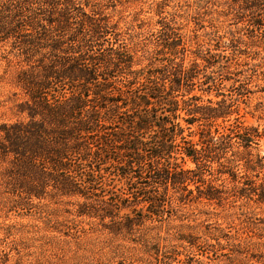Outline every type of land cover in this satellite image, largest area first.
Returning <instances> with one entry per match:
<instances>
[{
  "label": "trees",
  "instance_id": "1",
  "mask_svg": "<svg viewBox=\"0 0 264 264\" xmlns=\"http://www.w3.org/2000/svg\"><path fill=\"white\" fill-rule=\"evenodd\" d=\"M217 2L244 28L241 40L264 32V0ZM110 8L109 0H0V56L17 65L25 95L17 106L24 118L0 125V204L20 210L35 199L75 197L78 216L125 236L164 218L173 197L179 204L219 199L197 183L227 145L244 149L235 160L246 171L263 167L264 156L250 153L257 129L238 119L218 123L235 111L200 77L222 51L234 53L239 37L189 51L173 18L160 16L143 59L123 44ZM232 170L220 172L241 193L247 177ZM262 180L254 194L264 202ZM179 239L193 246L196 236ZM159 252L157 264L180 262Z\"/></svg>",
  "mask_w": 264,
  "mask_h": 264
},
{
  "label": "rangeland",
  "instance_id": "2",
  "mask_svg": "<svg viewBox=\"0 0 264 264\" xmlns=\"http://www.w3.org/2000/svg\"><path fill=\"white\" fill-rule=\"evenodd\" d=\"M109 4L110 20L123 44L129 43L143 59L153 49L154 27L160 16L173 18L189 51L206 49L220 36L232 34L240 39L244 33L217 0H109ZM139 25L141 28L136 27ZM242 39L233 54L221 52L216 60L219 64L202 67L200 77L212 80L214 92L223 93L235 111L227 121L219 119L218 123L231 126L238 119L257 129L259 137L250 153L264 156V32L249 41ZM17 71V65L2 53L0 125L24 118L17 111L25 99L17 85ZM210 97L214 101L222 98ZM243 150L227 145L217 160L206 164L198 179L200 189L215 192L219 199L210 204L198 198L179 204L173 197L164 218L148 220L125 236L113 235L96 219L78 216L75 197L35 199L29 209L20 210L0 204V264H157L160 250L173 252L186 264H264V202L254 194L263 181L264 165L246 171L235 160ZM224 165L231 166L238 178L247 177L248 187L241 193L233 188L236 183L228 174L220 172ZM186 167L194 165L187 163ZM197 185L188 186L194 195ZM186 232L196 236L193 246L179 239Z\"/></svg>",
  "mask_w": 264,
  "mask_h": 264
}]
</instances>
